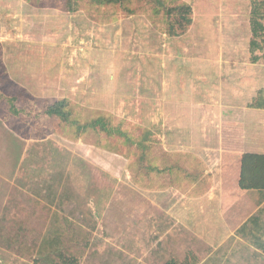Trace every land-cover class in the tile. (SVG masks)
Here are the masks:
<instances>
[{
    "label": "rangeland",
    "instance_id": "1",
    "mask_svg": "<svg viewBox=\"0 0 264 264\" xmlns=\"http://www.w3.org/2000/svg\"><path fill=\"white\" fill-rule=\"evenodd\" d=\"M153 1L0 0V264H167L180 192L264 152L255 0Z\"/></svg>",
    "mask_w": 264,
    "mask_h": 264
},
{
    "label": "crops",
    "instance_id": "2",
    "mask_svg": "<svg viewBox=\"0 0 264 264\" xmlns=\"http://www.w3.org/2000/svg\"><path fill=\"white\" fill-rule=\"evenodd\" d=\"M251 110L264 114V109ZM258 135L257 129L252 131L251 140L257 139L258 142ZM251 153L264 155L263 151ZM242 158L240 156L235 164L233 162L237 168L233 173L224 168L225 171L220 169L218 175L213 176L217 187L211 188L207 194L217 196L216 202L199 205L188 194L185 196L180 192L186 198L185 203L176 202L170 206L169 238L173 254H170L169 262L264 264V194L258 190L241 189ZM222 164L224 167L228 165ZM174 191L179 193L178 189ZM177 228L182 235H173Z\"/></svg>",
    "mask_w": 264,
    "mask_h": 264
},
{
    "label": "trees",
    "instance_id": "3",
    "mask_svg": "<svg viewBox=\"0 0 264 264\" xmlns=\"http://www.w3.org/2000/svg\"><path fill=\"white\" fill-rule=\"evenodd\" d=\"M91 2L106 1L107 3H115L123 5L126 0H89ZM157 5L161 3V0L153 1ZM67 4L72 10L75 0H67ZM180 14L185 11L187 14H191V8L189 6H180L176 9ZM170 13V11H169ZM179 24L182 26V32H186L188 27L192 24V19L187 17V15H181L179 19H177ZM252 33L253 40L251 41V50L254 53L256 50L263 48L264 46V24L261 20H264V0H261V3H258V0H255L252 8ZM260 40V43L257 41ZM258 98L254 103L251 104V109H264V91L258 94ZM69 102L67 100H62L61 102H55L52 105H49L45 111V113L50 117H60L61 120L65 122H70V113L68 112ZM100 126L101 129L110 132L106 128V124L103 119H98L91 122L88 125L82 127L85 131L89 127L96 128ZM240 187L243 190H258L264 194V155H258L253 153H246L242 158V171H241V179H240ZM264 198V195H263ZM167 264H176L175 262H168Z\"/></svg>",
    "mask_w": 264,
    "mask_h": 264
}]
</instances>
